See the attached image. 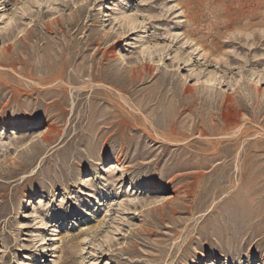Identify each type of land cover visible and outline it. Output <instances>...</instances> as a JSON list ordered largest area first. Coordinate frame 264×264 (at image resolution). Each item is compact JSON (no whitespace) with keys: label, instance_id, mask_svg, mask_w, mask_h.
Here are the masks:
<instances>
[{"label":"rangeland","instance_id":"rangeland-1","mask_svg":"<svg viewBox=\"0 0 264 264\" xmlns=\"http://www.w3.org/2000/svg\"><path fill=\"white\" fill-rule=\"evenodd\" d=\"M0 264H264V0H0Z\"/></svg>","mask_w":264,"mask_h":264},{"label":"bare ground","instance_id":"bare-ground-1","mask_svg":"<svg viewBox=\"0 0 264 264\" xmlns=\"http://www.w3.org/2000/svg\"><path fill=\"white\" fill-rule=\"evenodd\" d=\"M47 137V136H46ZM46 137L44 139H46Z\"/></svg>","mask_w":264,"mask_h":264}]
</instances>
